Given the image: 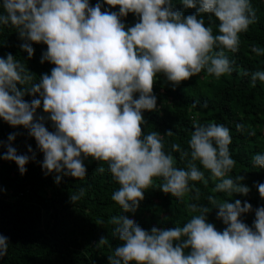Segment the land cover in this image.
<instances>
[{"label":"clouds","instance_id":"9594fccd","mask_svg":"<svg viewBox=\"0 0 264 264\" xmlns=\"http://www.w3.org/2000/svg\"><path fill=\"white\" fill-rule=\"evenodd\" d=\"M103 3L110 9L118 7V12L102 10L99 0L95 5L89 0H2L0 26L17 30L26 41L21 49L29 59L32 44L45 45L41 63L53 67L34 82V74L11 53L0 57V120L28 131L43 154L42 170L45 175L55 173L56 183L63 176L83 180L89 157L107 163L119 185L111 199L123 211L111 218L120 243L108 264H264V206L254 210L249 226L240 218L253 211L249 202L217 203L208 196L217 209L216 218L225 225L222 231L208 222L211 209L197 203L189 205L195 214L183 226L146 230L125 215L135 213L157 180L162 181L160 191L181 199L194 190L190 182L207 185L205 171L219 181L215 192L249 193L242 183L244 175H229L236 161L228 127L195 123L187 149L171 145L185 165L178 167L176 158L165 151L163 135L157 131L145 135L143 112L157 108L153 88L158 74L176 86L202 71L216 78L234 71V61L226 53L239 51L240 34L257 20L251 0H180L184 8L196 9L187 16L174 8L173 0ZM129 13L138 22L126 27L122 18ZM201 14L215 18L218 34L205 25ZM252 52L264 56V48L253 46ZM242 75L249 73L245 70ZM251 81L264 82V70L252 72ZM26 95L34 98L26 100ZM38 109L42 115H37ZM236 128L242 131L244 126ZM18 134L10 133L6 144L0 141L6 148L0 159L15 162L24 174L35 153L28 146L31 156L17 154L12 141ZM253 161L264 169V152ZM257 190L264 199V183ZM195 192L193 199H198L199 190ZM84 194L81 188L70 201ZM97 243L107 244V237L101 236ZM8 246V238L0 235V258L7 255Z\"/></svg>","mask_w":264,"mask_h":264},{"label":"trees","instance_id":"16d2710c","mask_svg":"<svg viewBox=\"0 0 264 264\" xmlns=\"http://www.w3.org/2000/svg\"><path fill=\"white\" fill-rule=\"evenodd\" d=\"M89 2L95 5L98 0ZM99 2L102 10H119L118 7L110 9L103 0ZM251 4L256 11V22L249 26L247 32L240 34L239 51L226 53L234 61V71L219 78L202 71L176 86L158 74L153 88L157 108L143 112L145 135L151 131L163 135L165 151L176 158L178 167L185 165L180 161V154L171 151V145L179 143L182 149H187L195 123L212 122L228 127L232 136L229 148L236 161L229 175L232 178L244 175L246 178L242 183L250 191L246 196L217 193L214 187L219 181L205 171L207 185L190 182L194 190L177 199L160 191L162 181L157 180L152 188L145 191V198L135 213H125L146 230L152 226H183L195 214L189 205L197 203L211 209L207 220L222 231L225 225L216 218L217 209L207 199L210 195L217 203L224 200L234 202L236 199L242 203L249 202L253 211L240 217L249 226L255 219L254 210L264 206V199L257 190V185L264 183V169L255 166L253 161L257 153L264 152V82L257 81L253 85L251 81L252 72L264 70V56L252 52L253 46L264 48V0H251ZM173 6L185 16L196 12L194 8H184L180 0H173ZM201 15L205 25H211L214 34H218L215 18ZM122 21L130 27L138 22V17L129 13ZM25 42L15 28L0 26V57L11 53L34 74L36 82L42 73H50L53 65L41 63L42 52L46 51L43 44L31 45L34 53L29 59L27 52L21 49ZM245 70L248 76L242 75ZM33 98L25 96L26 100ZM42 114V109H38L37 115ZM237 124L244 126L242 131H237ZM47 126L53 130L50 122ZM169 130L173 132L170 137L164 135ZM13 132L19 133L12 141L17 154L31 156L32 153L27 151L31 146L35 159L25 165L24 174L19 172L15 162L0 159V235L7 237L9 243L7 255L0 258V264H108V257L120 243L113 234L111 218L123 214V211L111 199L119 185L108 171L107 163L89 157L84 161L87 173L83 180L63 176L56 183L55 173L45 175L42 170L43 154L28 131L0 120V141L6 144L8 135ZM5 151L6 148L0 146V155ZM100 168L104 171H99ZM81 188L85 194L72 203L70 196ZM196 189L199 190V198L193 199ZM101 236L107 237V244L97 243Z\"/></svg>","mask_w":264,"mask_h":264}]
</instances>
